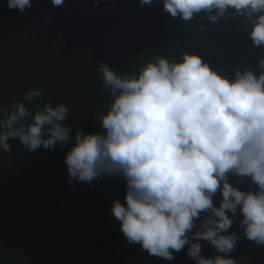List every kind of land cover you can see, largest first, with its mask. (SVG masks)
Returning a JSON list of instances; mask_svg holds the SVG:
<instances>
[{
	"label": "clouds",
	"instance_id": "clouds-1",
	"mask_svg": "<svg viewBox=\"0 0 264 264\" xmlns=\"http://www.w3.org/2000/svg\"><path fill=\"white\" fill-rule=\"evenodd\" d=\"M50 2L64 6V0ZM152 2L139 0L141 6ZM6 3L21 14L32 7L31 0ZM162 8L185 21L203 12L212 22L231 9L229 15L243 18L252 44L264 49V0H162ZM257 63L259 73L236 69L231 79L186 51L175 60L155 55L131 73L99 63L111 97L96 117L102 132L77 128L70 135L64 103L30 108L14 102L0 115V151L11 150L9 138L28 151L71 144L64 163L73 187L74 181L124 178V203L114 199L110 211L128 244L168 261L187 245L194 264H237L229 254L241 236L228 230L238 212L243 237L264 245V58ZM42 96L33 87L24 100L32 104ZM229 174L241 184L250 178L255 190L233 186ZM201 241L223 255L206 258Z\"/></svg>",
	"mask_w": 264,
	"mask_h": 264
},
{
	"label": "trees",
	"instance_id": "trees-1",
	"mask_svg": "<svg viewBox=\"0 0 264 264\" xmlns=\"http://www.w3.org/2000/svg\"><path fill=\"white\" fill-rule=\"evenodd\" d=\"M32 7L21 14L0 0V115L11 110L14 102L26 106L64 103L68 106L65 124L85 133L102 132L96 120L106 110L111 97L103 87L99 63H108L117 73L138 71L155 55L170 60L183 51L196 54L222 75L232 78L236 69L259 73L258 60L264 49L255 47L241 17L225 16L215 22L206 13L194 14L190 20L173 18L162 8V0L141 6L139 0H64V6H53L50 0H31ZM207 23V24H206ZM38 87L43 96L29 104L24 95ZM11 150L0 155V185L27 149L18 138L7 141ZM71 144L55 149L40 146L47 164L38 184L55 172L67 173L65 153ZM230 183L240 190H255L250 178L239 183L229 174ZM125 180L112 176L94 180L92 185L104 197L124 203ZM222 199L213 197L214 206ZM8 204L0 186V264H193L185 249L174 252L168 261L150 256L139 244L130 245L120 231V222L110 226L97 221L85 232L71 238L63 218H46L45 225L31 228L16 219L26 209ZM201 213L200 219L205 217ZM230 215V214H229ZM237 214L229 232L241 236L247 245L249 264H264V245L248 241L238 227ZM47 247L37 257L28 256L32 248Z\"/></svg>",
	"mask_w": 264,
	"mask_h": 264
},
{
	"label": "rangeland",
	"instance_id": "rangeland-1",
	"mask_svg": "<svg viewBox=\"0 0 264 264\" xmlns=\"http://www.w3.org/2000/svg\"><path fill=\"white\" fill-rule=\"evenodd\" d=\"M1 153L2 151L0 155ZM46 164L47 157L43 153L27 150L1 182V190L8 204L15 207L27 205L16 219L37 229L45 225L46 218H63L71 238L84 233L87 227H92L97 221L108 226L117 224L110 211L112 201L116 198L102 196L92 183L89 185L74 181L73 187L67 182V173L55 172L39 185L37 180L44 172ZM246 243L240 239L235 251L229 254L237 259V264H249ZM201 244L202 254L206 258L223 255L215 252L207 241H201ZM46 251L49 248L36 247L27 255L37 257Z\"/></svg>",
	"mask_w": 264,
	"mask_h": 264
}]
</instances>
